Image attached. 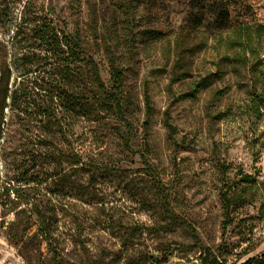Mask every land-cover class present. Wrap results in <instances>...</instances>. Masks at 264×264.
<instances>
[{"label": "rangeland", "instance_id": "obj_1", "mask_svg": "<svg viewBox=\"0 0 264 264\" xmlns=\"http://www.w3.org/2000/svg\"><path fill=\"white\" fill-rule=\"evenodd\" d=\"M213 1L0 0V72L21 103L0 129V264L264 256V0H224L223 30ZM67 36L86 58L75 109L57 96Z\"/></svg>", "mask_w": 264, "mask_h": 264}, {"label": "trees", "instance_id": "obj_2", "mask_svg": "<svg viewBox=\"0 0 264 264\" xmlns=\"http://www.w3.org/2000/svg\"><path fill=\"white\" fill-rule=\"evenodd\" d=\"M206 2H203L198 5V7H201V9H206V6H202ZM207 7L211 11V17L213 18V23L215 24L216 28L218 30H223L227 28V26L230 24V13L228 4L224 2V0H214L213 2L206 3ZM203 13V12H202ZM205 22V19L203 16H201V20L199 21L198 25L202 26ZM63 44L66 46V68L68 71V75L66 77L67 82V88L63 89L60 94L57 96L60 100H62L65 104V107H69L71 109H75L79 106V101L84 99V96H82V93L79 92L75 86V78L80 77V74H75V69L73 65L76 62H85L86 58H84L82 54V45L79 40L73 39L71 36H67L65 40H63ZM180 47H182L181 51L183 53H193V49L190 50H184L183 43L180 44ZM188 49V48H187ZM80 54H82L80 56ZM77 70H79L77 68ZM76 70V71H77ZM94 75L96 77V81L100 84V87H103L101 84V79L99 76L98 69L96 67L93 68ZM8 72V77L6 76ZM113 79L116 86H121L123 81V74L122 71H120L118 68H114L113 73ZM11 80V75L8 70L0 72V98L2 99V108H1V121H0V129L2 125L4 124V109L7 107H10L11 110L13 109H19L21 106V103L19 102L18 98V91H12L9 90V82ZM205 80H202L201 82H198L195 84L194 88L191 90V97H196L197 93H199L202 89L206 87ZM94 98H98L101 101L109 102V99L113 98V92H107L104 90H101V92L96 93ZM147 98V102H148ZM9 101L10 103L7 104ZM9 105V106H8ZM168 127L173 130V127L171 124H168ZM2 131V130H1ZM1 139V138H0ZM246 182H249V177H245ZM201 264H221L217 257H211L208 252H204V254H201L200 256ZM243 264H264V256L260 258H250L247 261H245Z\"/></svg>", "mask_w": 264, "mask_h": 264}]
</instances>
